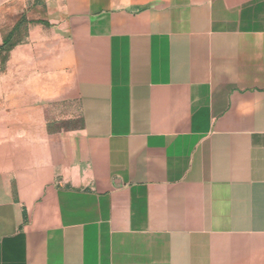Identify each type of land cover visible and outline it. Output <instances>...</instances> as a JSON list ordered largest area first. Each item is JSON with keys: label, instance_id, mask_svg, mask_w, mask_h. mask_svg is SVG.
Wrapping results in <instances>:
<instances>
[{"label": "crops", "instance_id": "1", "mask_svg": "<svg viewBox=\"0 0 264 264\" xmlns=\"http://www.w3.org/2000/svg\"><path fill=\"white\" fill-rule=\"evenodd\" d=\"M41 9L0 69V264H264V0Z\"/></svg>", "mask_w": 264, "mask_h": 264}, {"label": "rangeland", "instance_id": "2", "mask_svg": "<svg viewBox=\"0 0 264 264\" xmlns=\"http://www.w3.org/2000/svg\"><path fill=\"white\" fill-rule=\"evenodd\" d=\"M57 1L58 0H9L7 2H3L0 5V43L5 35L10 31L22 11L26 9H35L36 6H42L43 9L39 10L40 12L53 16V12L57 8ZM35 16H37V14H35ZM24 35V28H22L18 33H16L13 41H20V43L23 42L25 40ZM1 58L2 55H0V61ZM1 66L2 64L0 63V69ZM77 125V120H69L59 123V126L64 130Z\"/></svg>", "mask_w": 264, "mask_h": 264}, {"label": "trees", "instance_id": "3", "mask_svg": "<svg viewBox=\"0 0 264 264\" xmlns=\"http://www.w3.org/2000/svg\"><path fill=\"white\" fill-rule=\"evenodd\" d=\"M29 22L26 20L24 16H22L15 25L10 29V31L5 35L0 43V55H2L0 63L3 64L8 56L10 50L16 45L20 44V41H13L14 36L18 33L22 28H24V37L26 36V29Z\"/></svg>", "mask_w": 264, "mask_h": 264}]
</instances>
